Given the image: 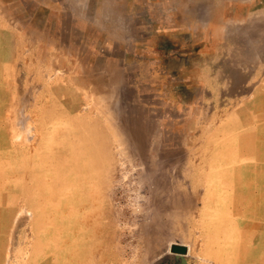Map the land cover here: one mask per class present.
<instances>
[{
  "label": "rangeland",
  "instance_id": "1",
  "mask_svg": "<svg viewBox=\"0 0 264 264\" xmlns=\"http://www.w3.org/2000/svg\"><path fill=\"white\" fill-rule=\"evenodd\" d=\"M0 264H264V0H0Z\"/></svg>",
  "mask_w": 264,
  "mask_h": 264
},
{
  "label": "water",
  "instance_id": "2",
  "mask_svg": "<svg viewBox=\"0 0 264 264\" xmlns=\"http://www.w3.org/2000/svg\"><path fill=\"white\" fill-rule=\"evenodd\" d=\"M174 251L177 253L185 254L187 252V249L186 247H183V246H175Z\"/></svg>",
  "mask_w": 264,
  "mask_h": 264
}]
</instances>
